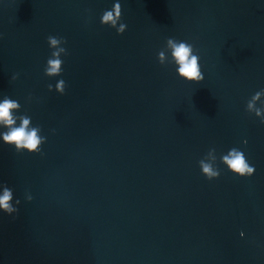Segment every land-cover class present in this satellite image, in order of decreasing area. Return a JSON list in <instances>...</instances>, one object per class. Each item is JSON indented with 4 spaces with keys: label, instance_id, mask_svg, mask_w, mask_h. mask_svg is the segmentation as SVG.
I'll list each match as a JSON object with an SVG mask.
<instances>
[{
    "label": "water",
    "instance_id": "obj_1",
    "mask_svg": "<svg viewBox=\"0 0 264 264\" xmlns=\"http://www.w3.org/2000/svg\"><path fill=\"white\" fill-rule=\"evenodd\" d=\"M116 2L122 36L101 23ZM49 35L68 51L51 79ZM169 37L194 45L202 83L160 65ZM261 90L264 0H0V100L47 138L42 155L0 139L21 202L0 211V264H264V124L246 110ZM233 147L252 177L220 162Z\"/></svg>",
    "mask_w": 264,
    "mask_h": 264
},
{
    "label": "clouds",
    "instance_id": "obj_2",
    "mask_svg": "<svg viewBox=\"0 0 264 264\" xmlns=\"http://www.w3.org/2000/svg\"><path fill=\"white\" fill-rule=\"evenodd\" d=\"M101 23L105 27L115 29L119 35H123L127 30V25L122 22V7L119 2L114 4L110 10H105L101 15ZM47 43L52 49L51 56L47 60L44 73L48 78L60 77L63 72L64 61L62 57L68 55V51L64 45L67 40L63 37L49 35ZM170 53V58H169ZM158 61L161 66L174 64L178 76L188 83H202L205 76L201 69L200 56L194 45L187 41L177 40L169 37L166 40V49L158 52ZM19 75H14L12 80L15 81ZM66 82L61 79L55 85V91L60 95L66 93ZM49 92L53 91V86L48 85ZM264 99V90L256 92L247 102L246 110L248 113H254L264 124V104L257 107V103ZM21 112V105L18 101L5 96L0 100V128L6 131L0 132V139L3 143L14 148L17 153L27 152L29 154L42 155V146L47 142V138L41 135L40 126H33L32 119L27 114L16 115ZM245 143H247L245 141ZM220 162L230 170L231 173L240 178H250L255 173V168L251 166L244 154L238 148H231L227 154L220 157ZM217 165L216 150L210 149L207 156L199 161V166L203 175L209 180H217L220 178V170ZM2 187L0 194V211L9 216L18 213V205L20 200H15L14 193L7 185ZM27 200H32L31 195H27ZM243 235V233H241Z\"/></svg>",
    "mask_w": 264,
    "mask_h": 264
}]
</instances>
